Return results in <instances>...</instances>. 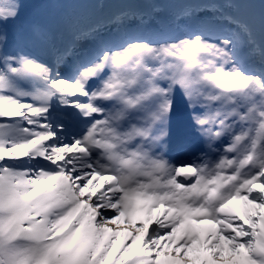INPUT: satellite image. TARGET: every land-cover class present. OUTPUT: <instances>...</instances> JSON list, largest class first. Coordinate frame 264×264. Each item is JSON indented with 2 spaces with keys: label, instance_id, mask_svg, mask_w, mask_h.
<instances>
[{
  "label": "snow or ice",
  "instance_id": "obj_1",
  "mask_svg": "<svg viewBox=\"0 0 264 264\" xmlns=\"http://www.w3.org/2000/svg\"><path fill=\"white\" fill-rule=\"evenodd\" d=\"M261 210L264 0H0V264H264Z\"/></svg>",
  "mask_w": 264,
  "mask_h": 264
},
{
  "label": "bare ground",
  "instance_id": "obj_2",
  "mask_svg": "<svg viewBox=\"0 0 264 264\" xmlns=\"http://www.w3.org/2000/svg\"><path fill=\"white\" fill-rule=\"evenodd\" d=\"M234 203L241 204L242 202H234ZM261 211H264V210H261ZM154 215H155V213H154ZM261 226H264V224H262ZM196 227H197L198 230L201 231V234L203 235V233L205 232V230L208 227H210V225H208L207 223H205V224H202V225H197ZM241 251H243V250H241ZM189 255H190V258H192L194 260L195 264H200V261L204 258V256H200L199 254L195 253L191 249L189 250ZM198 256H199V258H197Z\"/></svg>",
  "mask_w": 264,
  "mask_h": 264
}]
</instances>
